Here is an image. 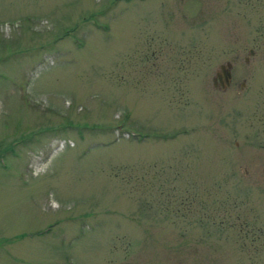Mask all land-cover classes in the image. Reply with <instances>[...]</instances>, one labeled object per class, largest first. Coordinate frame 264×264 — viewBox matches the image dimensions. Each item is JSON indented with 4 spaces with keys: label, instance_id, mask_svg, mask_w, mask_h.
<instances>
[{
    "label": "rangeland",
    "instance_id": "1",
    "mask_svg": "<svg viewBox=\"0 0 264 264\" xmlns=\"http://www.w3.org/2000/svg\"><path fill=\"white\" fill-rule=\"evenodd\" d=\"M0 264H264V0H0Z\"/></svg>",
    "mask_w": 264,
    "mask_h": 264
},
{
    "label": "flooded vegetation",
    "instance_id": "2",
    "mask_svg": "<svg viewBox=\"0 0 264 264\" xmlns=\"http://www.w3.org/2000/svg\"><path fill=\"white\" fill-rule=\"evenodd\" d=\"M248 59V58H247ZM230 66V65H229ZM231 72V68H229L227 65H224V69L223 68H220L216 71V78H215V81L218 85H225L227 83L230 84L231 82V78H232V74L229 76L228 79H226L225 77V73L226 72Z\"/></svg>",
    "mask_w": 264,
    "mask_h": 264
},
{
    "label": "water",
    "instance_id": "3",
    "mask_svg": "<svg viewBox=\"0 0 264 264\" xmlns=\"http://www.w3.org/2000/svg\"><path fill=\"white\" fill-rule=\"evenodd\" d=\"M228 64L230 65V63H228ZM221 67H224L223 64L221 65ZM229 76H230V73H229V72H226V73H225V77H226V79H227ZM214 79H215V77H214Z\"/></svg>",
    "mask_w": 264,
    "mask_h": 264
}]
</instances>
